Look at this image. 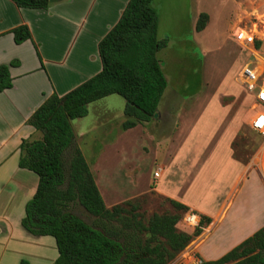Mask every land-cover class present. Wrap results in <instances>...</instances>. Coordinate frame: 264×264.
I'll list each match as a JSON object with an SVG mask.
<instances>
[{
    "label": "crops",
    "instance_id": "crops-1",
    "mask_svg": "<svg viewBox=\"0 0 264 264\" xmlns=\"http://www.w3.org/2000/svg\"><path fill=\"white\" fill-rule=\"evenodd\" d=\"M127 2L49 0L47 8L31 9L17 7L12 0H0V64L17 61L9 68L12 86L0 92V264H52L58 256L54 237L33 234L22 225L25 205L36 191L38 176L32 170L19 166V146L26 138L41 139L42 133L27 121L49 95L56 93L62 96L101 70L98 42L116 24ZM160 4L157 0L152 1L157 15ZM199 13H193L188 21L194 37L202 31L195 30ZM159 22L158 15V28ZM20 25L29 28L31 38L16 43L12 30ZM158 37L168 40L165 34L159 35V31ZM227 43H224V49ZM216 52H204V58L200 61V86L191 95L193 100L190 104L184 103V98L180 102L174 92L170 95L163 92L153 118L155 122H151L162 131L163 126L159 124L167 103L173 104L175 109L183 108L185 112L188 108L199 107L202 114L193 119L189 129L174 131L167 137L168 142L163 140L164 137L156 146L152 142V151L158 153L160 144L163 154L153 170L157 189L210 219L204 227L208 230H202L181 254L167 264H200L201 261L215 260L264 225V180L260 173L250 171V163L244 164L234 157L231 144L238 131V121L232 123L226 119V106L213 99L216 95L214 92L222 88L219 84L225 83L230 89L235 88L234 83L239 89L245 86L241 77L234 78L233 73L227 80L220 76L217 82L214 81L212 74L218 64ZM206 81L214 86L206 84ZM174 94L176 98H173ZM102 99L89 104L88 110ZM216 103L219 104L213 109ZM97 107L102 108L99 116L114 113L107 110L105 105ZM251 119L252 115L247 120L249 125ZM123 121L115 128L117 133H113L108 143L97 149V155L93 158L92 172L107 207L112 205L106 199L94 168H110L107 166L111 163L105 161V154L109 151L114 155L122 154L123 146L129 144L125 137L142 125L122 130ZM179 123L176 121L175 124ZM110 129L111 126L108 131ZM74 133L76 141L75 130ZM149 139L151 142L152 138ZM174 139H177L175 145ZM176 165H182L184 169L180 178L173 171ZM193 169L199 171V177L192 178L186 184L190 186H185L187 192L162 189L164 177L186 181L189 179L188 171ZM252 179L260 186L257 198H251L260 202L254 206L250 197H244V190L252 184ZM195 196L197 200L192 198Z\"/></svg>",
    "mask_w": 264,
    "mask_h": 264
},
{
    "label": "trees",
    "instance_id": "trees-1",
    "mask_svg": "<svg viewBox=\"0 0 264 264\" xmlns=\"http://www.w3.org/2000/svg\"><path fill=\"white\" fill-rule=\"evenodd\" d=\"M12 1L31 9L49 4V0ZM152 1L128 0L116 24L98 42L101 70L62 96L49 95L27 121L42 137L23 139L19 146V166L38 176L22 225L33 234L54 237L58 256L52 264H167L210 221L200 215L192 232L179 230L176 225L188 206L169 198L174 211L153 213L147 220L131 200L107 207L76 145L72 121L87 115L89 104L108 95L117 94L125 101L122 130L144 125L157 113L167 86L157 51L167 42L158 37ZM208 20V13L200 12L195 30H203ZM12 33L16 43L31 38L26 25ZM260 45L256 40L255 48ZM16 63L0 64V92L12 86L9 68ZM75 202L94 217L91 222L71 211ZM200 264H264V225L219 258Z\"/></svg>",
    "mask_w": 264,
    "mask_h": 264
},
{
    "label": "rangeland",
    "instance_id": "rangeland-1",
    "mask_svg": "<svg viewBox=\"0 0 264 264\" xmlns=\"http://www.w3.org/2000/svg\"><path fill=\"white\" fill-rule=\"evenodd\" d=\"M157 1L162 4H160L161 7L158 12L160 22L157 31H159V35L165 34V37H168V40L165 38L168 41L167 46L157 51V57L161 60L160 64H162V70L167 78L165 95L174 92L180 102H182L181 98H184L183 102L190 104L193 100L191 95L200 86V61L204 58L203 54L206 50L217 51L215 57L218 64L215 65V72L212 74L215 82L218 80L217 77L220 76L227 80L232 73L234 78L235 76L239 78L241 67L245 63H250L261 73L260 81L264 84V39L261 41L260 48L255 50L242 45L234 38L237 31L247 29L249 26L252 27L251 24L255 17H259L255 21V25L259 26V31L264 30V0ZM196 11L207 12L210 19L206 28L194 37L189 30L188 21L189 17ZM227 41V47L224 49L223 45ZM211 83L206 81V84L214 86ZM236 84L234 83L235 88L232 89L225 83L219 84L222 88H218L214 92L216 95L213 99L221 102L222 106H226V119H230L232 123L238 121V131L231 144L234 157L244 164L250 163V171L259 174V166L263 167L264 164L263 139L256 131L251 129L247 121L253 113V98L247 89L244 87L239 89ZM175 94L173 98H176ZM124 104L125 101L121 96L117 94L108 95L102 101L96 103L94 107L93 105L89 107L88 115L73 120V128L78 137L76 138V145L82 151L92 171L93 158L97 155V149L108 143L113 133H117L115 128H118L120 121L125 119L123 114ZM217 104L219 103H216L213 109L217 107ZM99 105H105L107 110L114 113L108 116L106 114L99 116L98 112L102 110V108L97 107ZM163 109L162 122L159 124L163 126L162 131H159L158 126L151 123L155 122L154 119L146 123L148 125H140L135 132L132 131L131 135L125 137L129 144L123 146L122 154L114 155L112 151L105 154V161L111 163L107 166L110 168L106 170L103 166L98 169L94 168V173H96L109 204L114 205L131 200L138 205V211L144 220H147L153 213L174 211L173 206L168 201L169 197L161 193L156 187V176L153 170L156 169L155 164L158 163L163 154L160 144L158 153L152 151L153 143L156 146V143L161 142L163 137V140L168 142L167 137L171 136L174 131L189 129L193 119L197 118L198 115H202L198 110L199 107L188 108L189 110L187 109L188 111L185 112L182 111L183 108L178 107L175 109L173 104L167 103V106ZM259 109H262L261 106H259ZM108 121L111 122L108 124ZM176 121L180 122L179 125L175 124ZM109 126H111V129L108 131ZM148 136L152 138L151 142ZM130 138L134 140L133 143ZM173 142V145H175L177 139H174ZM67 152L64 155L66 169L69 158ZM173 171H175V176L180 178L184 169L182 165H176L173 167ZM150 172H153V176L149 174ZM188 173L189 179L186 181H177L170 176L164 177L161 182L162 189L169 192L183 193L186 187H190L186 184H189L188 182L192 178L199 177V171L196 169L189 170ZM252 180V184H249L247 189L244 190V197H250L251 205L254 206L260 202L257 203L251 198H257L260 189L258 187L260 186L255 179ZM187 190L190 189L187 188ZM209 191L211 192L212 189H209ZM191 192H193L192 189ZM192 198L194 200L198 199L196 196ZM188 210H190V207H188ZM71 211L88 222L94 219L76 202L72 204ZM193 211L197 213L194 209ZM182 219L177 223V228L192 232L193 227L184 223ZM203 230L208 229L206 227Z\"/></svg>",
    "mask_w": 264,
    "mask_h": 264
},
{
    "label": "built area",
    "instance_id": "built-area-1",
    "mask_svg": "<svg viewBox=\"0 0 264 264\" xmlns=\"http://www.w3.org/2000/svg\"><path fill=\"white\" fill-rule=\"evenodd\" d=\"M259 17H255L251 24L252 27L241 29L237 31L234 38L244 46H249L255 49L256 40L262 41L264 39V30L259 31V26L255 25ZM258 23V22H257ZM259 71L250 63H245L240 70V77L243 85L248 92L252 95L253 110L250 127L256 131L263 139L262 149L264 148V84L260 81ZM261 106L262 109H259ZM264 162V158H263ZM259 165V164H258ZM259 173L264 180V164L263 167L259 166ZM183 222L193 228L199 225L200 216L193 210H188L183 216Z\"/></svg>",
    "mask_w": 264,
    "mask_h": 264
}]
</instances>
